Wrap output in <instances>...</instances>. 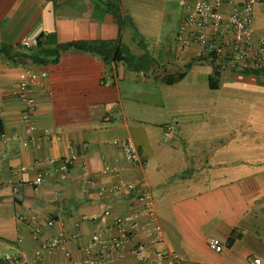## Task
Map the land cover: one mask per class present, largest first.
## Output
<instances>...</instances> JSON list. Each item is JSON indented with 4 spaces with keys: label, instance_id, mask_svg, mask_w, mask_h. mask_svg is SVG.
<instances>
[{
    "label": "crops",
    "instance_id": "0c3cea01",
    "mask_svg": "<svg viewBox=\"0 0 264 264\" xmlns=\"http://www.w3.org/2000/svg\"><path fill=\"white\" fill-rule=\"evenodd\" d=\"M172 2L0 0V48H9L0 53V135L10 138L0 136V252L19 251L23 264H78L80 245L140 207L137 195L147 189L164 235L154 248L180 264H264V71L225 67L212 87L216 69L198 57L197 43L182 40L184 13L165 11ZM252 20L255 36L264 34V0ZM22 37L39 46H21ZM72 41H113L143 60L105 63L77 49L51 60ZM42 71L43 83L30 86L27 133L14 89ZM126 137L140 166L114 143ZM72 152L65 171L47 162ZM39 172L44 180L34 189ZM119 180L124 186L116 188ZM58 234L68 237L64 247H41ZM212 238L220 252L209 248ZM104 264L146 263L128 251Z\"/></svg>",
    "mask_w": 264,
    "mask_h": 264
},
{
    "label": "built area",
    "instance_id": "2783aa9c",
    "mask_svg": "<svg viewBox=\"0 0 264 264\" xmlns=\"http://www.w3.org/2000/svg\"><path fill=\"white\" fill-rule=\"evenodd\" d=\"M258 0H184V15L181 21V38L194 41L198 45L197 55L209 62L215 69L221 71L225 67L238 70L264 71V34L255 36L252 11ZM36 37H22L20 45L23 47L37 46ZM46 73L30 72L14 89V94L23 103L21 120L25 131L32 127L31 113L34 109V98L30 95L32 84H42ZM169 135L175 133L172 125L165 126ZM1 137L10 141L9 137L1 133ZM123 156L131 163L140 166L141 155L130 137L115 141ZM76 153L72 152L62 158H48L50 164L57 163L60 171H65L74 162ZM111 171L120 177L116 169L109 166L103 172ZM17 171H13L16 174ZM44 175L39 172L32 180V186L37 189L43 182ZM92 181L90 180V183ZM124 186L119 180L115 187ZM129 187L133 185L129 184ZM140 207L133 209L127 215L115 217L113 225L100 229L92 234L90 239L80 245L82 259L78 264H104L105 262L122 259L129 251L132 255L143 260L146 264H180V258L167 249L154 248L163 243V231L158 225V216L152 202L151 192L142 190L137 195ZM34 231L39 232L35 227ZM68 241L67 235L58 234L43 241V249H57L64 247ZM131 243L127 251L128 244ZM208 246L215 252L223 249V244L217 238H212ZM154 248L149 250V248ZM68 255V252L66 253ZM0 258L10 264H23L19 251L15 254L0 252ZM260 259H254L259 263Z\"/></svg>",
    "mask_w": 264,
    "mask_h": 264
},
{
    "label": "trees",
    "instance_id": "16d2710c",
    "mask_svg": "<svg viewBox=\"0 0 264 264\" xmlns=\"http://www.w3.org/2000/svg\"><path fill=\"white\" fill-rule=\"evenodd\" d=\"M116 7V6H115ZM115 18L120 21L121 17L118 15V11L114 10L112 11ZM39 46V43H38ZM67 49H77V50H83V51H89V52H95L102 56L105 63L109 61H123L128 66H133L143 60L141 57H135L131 54H123L121 50L117 47L116 43L113 41H98V42H91V41H72L67 43H62L57 46V50L55 52L54 58L51 60H57L58 54L61 51L67 50ZM9 51V48L7 46H3L0 48V53L7 54ZM40 62H46L45 60H42L39 58ZM252 70V69H250ZM258 70H252L248 71L251 72H257ZM218 70L216 69L215 74L210 77V85L212 87H215L218 82ZM0 264H10L8 261L4 260L3 258H0Z\"/></svg>",
    "mask_w": 264,
    "mask_h": 264
},
{
    "label": "rangeland",
    "instance_id": "374dc122",
    "mask_svg": "<svg viewBox=\"0 0 264 264\" xmlns=\"http://www.w3.org/2000/svg\"><path fill=\"white\" fill-rule=\"evenodd\" d=\"M173 10V11H171ZM165 11H167L166 13L169 14V16H173L176 17L178 15H180L181 12L184 13L183 9H182V5H180V0H173L172 4L171 5H167L166 8H165ZM165 25L166 26H169L171 25L173 22L171 20H169L168 18L165 19ZM176 24V22H174V25ZM172 28V27H171ZM127 29V28H126ZM163 40L165 37H162ZM161 38V39H162ZM128 43L131 45L133 43H131V41L129 42V40L127 39ZM135 52V51H134Z\"/></svg>",
    "mask_w": 264,
    "mask_h": 264
}]
</instances>
